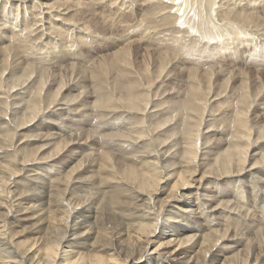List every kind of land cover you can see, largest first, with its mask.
<instances>
[{
  "label": "bare ground",
  "instance_id": "1",
  "mask_svg": "<svg viewBox=\"0 0 264 264\" xmlns=\"http://www.w3.org/2000/svg\"><path fill=\"white\" fill-rule=\"evenodd\" d=\"M47 1L0 0L1 263L264 264V0ZM104 13L118 41L155 47L153 66H136L138 46L99 57L108 40L85 18ZM220 77L241 85L216 119ZM227 216L252 217L251 245L218 228ZM26 228L43 236L17 249Z\"/></svg>",
  "mask_w": 264,
  "mask_h": 264
},
{
  "label": "rangeland",
  "instance_id": "2",
  "mask_svg": "<svg viewBox=\"0 0 264 264\" xmlns=\"http://www.w3.org/2000/svg\"><path fill=\"white\" fill-rule=\"evenodd\" d=\"M57 0H48L47 2H52V3H54V2H56ZM66 1H68V0H66ZM76 1H82V0H76ZM223 2L225 3V0H223ZM76 3V2H75ZM72 9H77L76 8V6H73V5H69ZM145 6V5H144ZM86 7H90L89 8V10L90 11H92L93 12V8L90 6V5H86ZM145 7H147V5L145 6ZM91 8H92V10H91ZM146 9V8H145ZM264 8H261V9H259V14H257V15H255V17L256 18H258V20H260L261 18H263L264 17ZM98 14V13H97ZM106 15H107V13H106ZM105 15V13L104 14H102L101 16L99 15V16H97V17H95V16H92V15H90V16H87L86 18H85V22L86 23H89V25H91V30L93 31V32H95L97 35H99L101 38H104L105 40H108V41H106V42H104L103 43V47H105V46H108V48H102L101 49V51L100 52H103V53H101V56H99L100 58H104V57H107V56H110V55H112L113 53H115V52H119L120 50H121V48L122 47H128L129 45L132 47V49H135V47L136 46H138V39L140 38V37H132L131 38V42H132V44H129L128 42H125L124 40L123 41H118V39L120 38V37H123V35H125L127 32L124 30V29H121L119 26H118V28L116 27V31L115 32H113L115 29H111L109 26L111 25V24H113V22H115L116 24H117V22L116 21H113L112 19H111V17H109L108 18V16H106ZM146 15H148V14H146ZM145 16V15H144ZM258 16V17H257ZM261 16V17H260ZM101 17V18H100ZM92 19V20H91ZM93 19H96V20H93ZM110 19H111V21H110ZM146 19L147 20H149V21H151V20H153L152 19V17L151 16H147L146 17ZM102 20V21H101ZM139 20L140 21H142L141 23H142V25H143V27L146 25L145 24V20L143 21L142 20V17H139ZM264 21V18L263 19H261V21ZM101 21V22H100ZM107 21V22H106ZM103 22V23H102ZM262 24V23H261ZM102 25V26H101ZM141 25V26H142ZM146 27V26H145ZM96 28V29H95ZM160 29V28H159ZM158 29V30H159ZM111 32V33H110ZM125 32V33H124ZM195 31H193V33H194ZM151 33H152V31H151ZM150 33V31L148 30V33H145L144 35L146 36L145 37V39H146V41H148L149 40V38H151V36H152V34ZM147 34V35H146ZM159 34H160V30H159ZM104 36V37H103ZM147 36H149V37H147ZM136 38V39H135ZM120 40V39H119ZM150 41V40H149ZM148 41V42H149ZM133 45V46H132ZM139 48H140V50L138 49V55L139 56H137V60H136V66H138V68L142 71L143 70V68L142 67H144L145 68V64H144V60L147 62V63H150L151 62V65L153 66L154 64H152V61H153V63H155V59L156 58H158V56L157 55H155V47L153 46V45H146V46H143V47H140V46H138ZM153 49V50H152ZM99 52V53H100ZM144 52V53H143ZM152 54L153 55V57L152 58H148V54ZM159 53V52H158ZM141 54V55H140ZM157 54V53H156ZM157 56V57H156ZM98 57V58H99ZM99 58V59H100ZM153 59V60H152ZM151 60V61H150ZM230 62H231V60H229ZM138 62V63H137ZM231 69H235L234 71V73H235V75L237 76V74H239L240 72H242L239 68H241V67H230ZM242 68H244V67H242ZM261 70H256V69H253V70H255V73H256V75L255 76H257V77H254V78H256V81H260V78L261 77H263L264 78V69H262V68H260ZM238 70V71H237ZM251 70V72H254V71H252V69H250ZM179 71H176V74H175V76H174V78H176V80L177 81H179V82H181V83H183V85L184 86H182V88H181V90H185L184 88L188 85V83H186V81H187V79H189V76H188V74H185V73H183L182 74V76H179ZM263 73V74H262ZM187 75V76H186ZM260 75V76H259ZM260 77V78H259ZM180 78V79H179ZM187 78V79H186ZM173 79V78H172ZM171 79V80H172ZM221 79H222V81H221ZM219 80V81H218ZM238 80H234V83H232L233 81H229L228 82V80H227V78H223V77H220V78H218V79H215V80H213V84H214V91H213V89H212V93H213V95H219L220 94V98H222V97H226V98H222V100L219 98V97H214V98H216V99H218V100H216V99H212V100H210L211 101V103H212V106H211V108L214 110V114L212 115L213 117H216L217 115H219L220 114V112L222 113V111L224 112V110L229 106V105H232L233 104V102H232V100L231 99H229V98H227L230 94H232L234 91H235V93L237 94V90H238V88L240 87V85H241V82H237ZM222 82H224V85L225 86H221V85H223V84H221ZM186 83V84H185ZM226 83V84H225ZM218 84V85H217ZM237 84V85H236ZM230 86V88H228L229 86ZM216 86V87H215ZM218 86V87H217ZM233 87V88H232ZM220 88V89H219ZM228 88V89H227ZM230 89V90H229ZM232 89V90H231ZM218 90H220V92L218 91ZM218 91V92H217ZM231 91V92H230ZM259 90H256V93L258 92ZM211 93V94H212ZM215 93H217V94H215ZM226 93V94H225ZM222 94V95H221ZM261 94H263V96H259L258 97V99H264V92H262ZM168 97V96H167ZM228 99V100H227ZM215 101V102H214ZM217 101V102H216ZM164 102H169V103H176L177 102V98L176 97H172V98H166L165 99V101H163L162 103H164ZM230 102H232V103H230ZM237 101H235V103H236ZM162 103H160V104H162ZM228 103H230V104H228ZM224 106H225V108H224ZM262 107H260L259 109L256 107V105L254 106V108L252 109V114H253V117H255V116H257V117H261L263 114H264V110H262L261 109ZM256 117V118H257ZM216 119H217V117H216ZM45 127V126H44ZM46 130V129H45ZM45 132H47V130L45 131ZM48 134H51L50 132H47ZM217 137H218V134H216L215 133V135H214V137H213V139H217ZM30 141H33L34 139H29ZM23 141H25V139H23ZM22 141V142H23ZM39 142L38 143H36V144H34V142H30L27 146H29L28 147V149L26 148L25 149V147H24V153L26 152H29L31 149H35V148H37L38 146H39ZM43 144H46V143H42V144H40V145H43ZM38 145V146H37ZM99 150H98V152L96 153V154H94V153H92L91 154V157H89V158H91L90 160L91 161H93V160H95L96 159V162L97 163H99V161H100V163H101V161H102V158L100 159V157H101V154L103 153V149H102V147H101V145H97L96 146ZM101 147V148H100ZM30 149V150H29ZM78 151H83L82 149L81 150H78ZM91 151H94V150H90V149H88V148H85L84 147V154H85V156H90V152ZM101 151V152H100ZM101 153V154H100ZM72 154H67L66 155V157L64 158V162L66 163V162H70V159L72 158ZM95 156V157H94ZM41 157H44V155H42ZM47 157V156H46ZM98 158L100 159V160H98ZM72 164H74V162L72 163ZM71 164V165H72ZM70 165V166H71ZM37 169H39V168H37ZM35 170V169H34ZM37 171V170H36ZM51 171V170H50ZM50 171H48V172H50ZM37 172H39V174L40 175H42L43 176V174H45V173H47L46 172V170L45 169H40V171H37ZM95 173V174H94ZM97 173H98V171H97V169H95V172H92V173H89V174H87L88 176H91V175H97ZM198 178V177H197ZM196 178V179H197ZM170 183V182H169ZM173 183L174 182H171L169 185H168V183H165V179L163 180V184L161 185L162 187H166V189H170V187H171V185H173ZM211 183H213V182H211ZM194 185H197V186H199V184L198 183H194ZM94 186V185H93ZM92 186V187H93ZM91 186H89V188H92ZM96 187V186H95ZM21 190L23 189V186L20 188ZM209 190H212V186H209ZM226 192H231V188H225L224 189ZM23 191V190H22ZM192 193V196H195V193H196V191H195V189L193 190V192H191ZM219 193H220V191H219ZM166 197H167V194H165V195H162L161 196V199H163V200H165L166 199ZM222 197H224V196H222ZM221 197V198H222ZM217 198H220V197H217ZM244 202L245 203H248V199L247 198H245V200H244ZM241 205H243V203L241 204ZM245 206H247V205H245ZM254 207H252V209H253ZM254 210V209H253ZM246 213V212H245ZM177 214V216H181V214H179V213H176ZM194 215H196V213L195 214H192L191 215V217L192 216H194ZM249 215H250V213H249ZM252 215V214H251ZM250 215V216H251ZM262 214L261 213H258L255 217H257V218H259V219H261L262 218V216H261ZM196 219H198L203 225H205V224H208L207 223V218H206V216H204V217H196ZM251 219H252V217H246V220H245V225H244V221L241 219L240 221H239V223H238V225L236 226V224L237 223H235L234 222V220L233 219H231V217L230 216H227V217H225L224 219H222L223 221H222V225L221 226H219L218 228H220V229H222V230H226V229H228L229 227L230 228H236V227H238V229H239V231H237V233H239L240 234V236H242V235H244V238L246 239V241L249 243L250 242V245H251V243L253 242L252 240H251V238L254 236V235H257V233H258V230H260L259 228H256V226L254 225L253 227H252V230L255 232L254 234H252V236L249 234V233H247V232H244V230L242 231V229L241 228H243L244 227V229L245 230H247V228L248 227H250V224H252L253 225V223H251ZM226 220V221H225ZM226 222V224H224L225 222ZM36 220H32L31 222H30V224L32 225V224H36ZM247 222V223H246ZM170 223H172V222H170ZM250 223V224H249ZM223 224H224V226H223ZM246 224H248V227H246L247 225ZM27 225H29V223L27 224H25V226H27ZM241 225V226H240ZM24 226V227H25ZM111 226V224L109 223V227ZM225 226H228L227 228L225 227ZM243 226V227H242ZM35 229H37L36 227H34ZM256 228V229H255ZM19 229V231H21L22 230V228L20 229V228H18ZM13 230V232H14V230H17V228H13L12 229ZM194 231H187L186 232V234H192ZM22 234L21 235H18V237L15 239L16 241H15V244L17 245V249H20V250H25V249H27L28 247H30L37 239H39L40 237H42L43 235H41V234H37V233H34V232H30L29 231V229L28 228H26L25 230H24V232H21ZM239 236V237H240ZM252 241V242H251ZM225 243H226V241H224ZM220 243H222V240H220L219 241V245L218 246H221V244ZM230 244H233V242H231ZM245 244H247V243H245ZM155 247H153V246H151L150 247V250H149V253H151L152 251H153V249H154ZM236 250V251H235ZM240 252V251H242V246H235L234 247V253L235 252ZM238 252V253H239ZM263 255H260V257H262ZM253 260H254V258H253ZM0 264H2L1 263V261H0ZM255 264H259L258 262L257 263H255Z\"/></svg>",
  "mask_w": 264,
  "mask_h": 264
}]
</instances>
